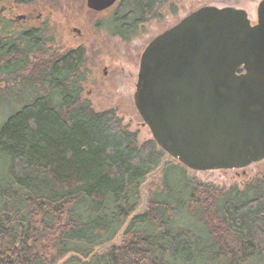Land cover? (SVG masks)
Wrapping results in <instances>:
<instances>
[{"label":"trees","instance_id":"trees-1","mask_svg":"<svg viewBox=\"0 0 264 264\" xmlns=\"http://www.w3.org/2000/svg\"><path fill=\"white\" fill-rule=\"evenodd\" d=\"M169 1L121 0L103 27L129 39ZM6 26L0 264H264V179L225 192L199 183L178 162L160 164L164 152L139 146L114 110H94L77 72L84 58L67 52L37 67L42 33L1 34ZM158 167L162 188L136 214L140 187ZM122 228L119 247L96 252Z\"/></svg>","mask_w":264,"mask_h":264},{"label":"water","instance_id":"water-1","mask_svg":"<svg viewBox=\"0 0 264 264\" xmlns=\"http://www.w3.org/2000/svg\"><path fill=\"white\" fill-rule=\"evenodd\" d=\"M133 99L157 146L190 171L264 160V1L253 26L244 10L207 6L159 34L141 55Z\"/></svg>","mask_w":264,"mask_h":264},{"label":"rangeland","instance_id":"rangeland-1","mask_svg":"<svg viewBox=\"0 0 264 264\" xmlns=\"http://www.w3.org/2000/svg\"><path fill=\"white\" fill-rule=\"evenodd\" d=\"M263 1L170 0L157 10L156 17L141 25L135 37L126 43L118 38L108 40L88 39L84 43L82 39H77L75 28L81 29L86 35H103V32L95 26L94 21L105 20L109 16L106 13L102 16H94L87 9L86 0H35L22 5L1 2L0 19H13L16 22L13 24V28L18 31L30 28L42 29L43 36L51 40L45 45L48 54L37 56V60L34 62L37 67L49 59V53L57 55L65 53L76 46L78 47L80 44L86 45L85 62L77 70L83 80L81 86L84 89V96L90 100L92 107L97 112L114 110L116 116L122 121V125L128 131L137 133L139 146L149 142L153 143L157 150H160L156 146L157 144L154 143L148 127L144 125L138 114L133 99L139 71V60L144 49L152 39L202 7L213 6L218 9L232 7L244 10L250 24L253 26L257 23V10L259 4ZM32 10L36 11L35 14H41V17L30 23L18 18ZM65 36H69V39H64ZM93 41L99 42L100 46H102L101 42L105 43L102 52L101 48L98 47V53H96V46ZM108 42L111 44L109 52L106 49V43ZM45 47L44 51L46 52ZM105 54L106 57H104ZM1 118L2 114L0 113ZM165 161L177 162L164 153L160 164ZM158 169L159 167L152 172L151 176L140 187V204L135 212L136 214L146 212L150 206L152 193L162 188L161 171ZM187 174L196 178L201 184L211 185L225 192L233 189L242 192L250 183L264 179V160L243 169L206 172L187 170ZM123 230L124 228L120 229L110 243L101 246L96 252L103 254L112 248L119 247L122 242ZM76 259L82 262L85 261L78 257ZM91 264L112 263L108 262L107 259L101 261L94 259Z\"/></svg>","mask_w":264,"mask_h":264},{"label":"flooded vegetation","instance_id":"flooded-vegetation-1","mask_svg":"<svg viewBox=\"0 0 264 264\" xmlns=\"http://www.w3.org/2000/svg\"><path fill=\"white\" fill-rule=\"evenodd\" d=\"M120 1L121 0H118L113 6H111L110 8H108V9H106V10H104V11H101V12H94V11H92V10H89L88 8V10L91 12V13H93V15L94 16H102L104 13H106V14H108L109 16H108V18L107 19H105V20H101V21H94V23L96 24L95 26L99 29V30H101L102 32H103V35H101V36H97V35H95V36H90V35H86L85 34V32L83 31L82 32V30L81 29H74V31L77 33V39H82L81 41L84 43V41H87L88 39H114V38H118V39H120L122 42H124V43H126V42H128L129 40H131V38H133V37H135V35L136 34H132L131 35V37L129 38V39H122V38H120L119 36H115L114 34H113V32L111 31V30H109L106 26L107 25H110V23L112 22L111 21V19H112V17H113V15H114V11L117 9V8H119L120 7ZM117 7V8H116ZM116 8V9H115ZM35 10H32V11H29L27 14H25V15H22V16H20V17H18L19 19H23V20H25L26 22H28V23H30V22H32L33 20H35V19H37V18H40L41 17V14H35ZM157 16V15H156ZM155 16V17H156ZM154 18V17H153ZM152 19V18H151ZM0 21H1V23H0V29H1V32L3 31V28H4V25L6 24L7 26H6V28H7V30L5 29V31H4V33H1V34H4V35H6V34H13V32L14 33H29L30 31H36V32H41L42 33V35H43V30L42 29H39V28H30V29H28V30H21V31H18V30H16V29H14L13 28V24L14 23H16L13 19H10V20H5V19H0ZM143 24H145V23H143ZM143 24H139L138 25V27H137V31H138V29H140V26L141 25H143ZM103 25H106V26H104L103 27ZM100 27V28H99ZM12 30V31H11ZM8 32V33H7ZM137 33V32H136ZM44 38L43 39H45V43H44V46L46 45V44H48L51 40L49 39V38H45V36H43ZM64 39H69V36H65L64 37ZM153 40V39H152ZM151 40V41H152ZM110 42H111V40H110ZM93 43L95 44V46H96V49H95V51H96V53H98V47H100L101 48V52L103 51V49H104V46H105V43H103V42H101L102 43V46H100V43L99 42H94L93 41ZM150 43V42H149ZM110 43L108 42V43H106V49H107V52H109V50H110ZM49 48V47H48ZM45 50H46V52L44 51V55L46 56L47 54H48V49H46V47H45ZM145 50V49H144ZM66 52H74V53H77V56H79L80 57V61L82 60V58H85L86 57V52H87V46L85 45H83V44H80L78 47L76 46V47H74V48H72V49H69L68 51H66ZM66 52L65 53H59V54H57V55H52V54H50L49 53V59L48 60H46L44 63H47V64H49L50 62H51V60H54V59H56L57 57H61V56H63L64 54H66ZM46 53V54H45ZM143 53V52H142ZM142 55V54H141ZM107 55L105 54L104 55V57H106ZM141 58V57H140ZM78 60V61H79ZM81 65H82V62H79L78 64H77V67H81ZM139 65H140V60H139ZM139 72V71H138ZM137 77H138V75H137ZM80 84H81V82H80ZM136 84H137V82H136ZM135 89H136V85H135ZM90 101V100H89Z\"/></svg>","mask_w":264,"mask_h":264}]
</instances>
